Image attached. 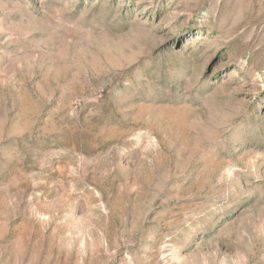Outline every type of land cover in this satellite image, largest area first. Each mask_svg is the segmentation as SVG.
<instances>
[{
  "label": "rangeland",
  "instance_id": "1",
  "mask_svg": "<svg viewBox=\"0 0 264 264\" xmlns=\"http://www.w3.org/2000/svg\"><path fill=\"white\" fill-rule=\"evenodd\" d=\"M0 264H264V0H0Z\"/></svg>",
  "mask_w": 264,
  "mask_h": 264
}]
</instances>
